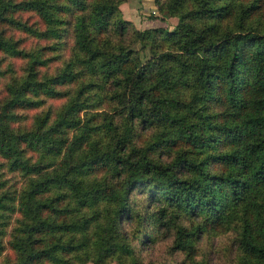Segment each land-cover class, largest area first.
<instances>
[{"label":"trees","instance_id":"obj_1","mask_svg":"<svg viewBox=\"0 0 264 264\" xmlns=\"http://www.w3.org/2000/svg\"><path fill=\"white\" fill-rule=\"evenodd\" d=\"M121 1L0 0V52L22 61L0 102V264H155L142 245L169 234L158 264H180L230 221L234 264H264V0H153L171 30L135 29Z\"/></svg>","mask_w":264,"mask_h":264},{"label":"rangeland","instance_id":"obj_2","mask_svg":"<svg viewBox=\"0 0 264 264\" xmlns=\"http://www.w3.org/2000/svg\"><path fill=\"white\" fill-rule=\"evenodd\" d=\"M121 15L124 19L129 20L132 26L137 30H144L148 28H156V27H164L168 30H171L176 25L178 18L174 15H169L166 11L162 13L164 16L162 19L148 18L151 12H156L157 10L153 5V0H122L119 4ZM67 31L66 34L61 38L62 42L58 48L54 51L56 57L52 60L50 65L48 66L49 74H52L56 71L57 67H60L64 60L68 59L72 54L71 46L72 40ZM66 37V38H65ZM52 40L48 38L38 39L36 41L35 38H27L24 41L25 46H35L36 43L38 45L49 44ZM141 42L139 40L131 43V48L139 50V55L141 60H146L151 56V52L149 49L141 50L140 49ZM52 54L48 52V55ZM11 65V69L14 70L13 73H7L1 75L0 74V102L6 95L5 85L6 82L10 79L11 75L19 74L22 61L17 58H10L3 53L0 52V68H6ZM47 67H42L41 71H46ZM47 72V71H46ZM63 87V86H61ZM45 101L41 103L38 107L31 108L28 110H22L21 113L24 114V117L21 119V124L29 125L34 116L39 115L45 111H49L51 115H55L58 109L62 106V104L67 100L66 95H61L58 97H45ZM2 158L0 157V162ZM3 175L2 177H7L9 179L8 183L18 187L22 183V175L19 174L13 176L12 171H6L1 168ZM8 186V185H7ZM196 221L195 217H190L188 223L191 224ZM127 226L129 228H133L132 222L127 221ZM233 221L230 223L218 224L213 229L205 230L196 245L195 250L190 254L178 253L176 255L174 262L180 264H234L235 259L238 254V247L234 242V231L232 229ZM135 225V224H133ZM173 240L172 234L166 237V239H162L157 236L154 240H149L144 245H142L141 255L143 256L145 262H152L158 264V261L166 260L167 263L173 259L167 253L166 248ZM9 253V251H7ZM1 260V257H0ZM85 264H94L91 259H89ZM108 264H115V261H112Z\"/></svg>","mask_w":264,"mask_h":264}]
</instances>
